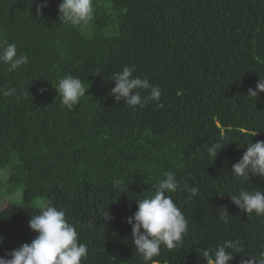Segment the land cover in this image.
Instances as JSON below:
<instances>
[{"label":"trees","instance_id":"obj_1","mask_svg":"<svg viewBox=\"0 0 264 264\" xmlns=\"http://www.w3.org/2000/svg\"><path fill=\"white\" fill-rule=\"evenodd\" d=\"M41 2L0 0V42L28 56L14 72L0 63V90H17L0 95V171L15 160L9 181L23 188L20 204L0 209V257L35 239L31 203L43 198L87 246L81 264H145L126 220L171 171L181 187L169 195L188 230L180 247L161 246L159 264H207L203 251L237 239L243 252L231 264L260 258L264 216L245 214L230 195L264 192L260 177L232 175L247 144L264 141V93L247 96L264 78V0H93V20L78 27L59 22L61 0L36 18ZM125 66L160 86L158 103L140 109L111 96ZM69 74L88 88L71 110L55 90ZM214 143L223 148L213 160Z\"/></svg>","mask_w":264,"mask_h":264},{"label":"clouds","instance_id":"obj_2","mask_svg":"<svg viewBox=\"0 0 264 264\" xmlns=\"http://www.w3.org/2000/svg\"><path fill=\"white\" fill-rule=\"evenodd\" d=\"M48 6L47 0H42L36 7V18L42 16V11ZM58 20L63 25L73 27L88 25L94 16L93 0H61L58 6ZM0 63L7 65L9 72H14L28 63L26 54L17 55V45L0 42ZM135 69L125 66L122 71L112 76L115 86L111 89V96L116 101H123L129 107L138 106L143 109L150 101L158 103L162 92L159 85H153L148 78L134 76ZM61 97L62 105L72 109L77 105L88 88L78 77L65 75L60 78L55 88ZM15 88L0 90V95L12 97L16 94ZM43 94L46 89L41 88ZM147 91L148 95H142ZM258 93H264V78H260L255 90L248 89L249 97H256ZM162 106V104H158ZM258 133H255V136ZM223 148L220 143L212 144L208 149V155L213 158ZM232 175L242 181L249 182L250 176L260 177L264 180V141L247 144V150L241 159L232 166ZM114 187L120 193L126 191L121 188V182H113ZM181 187L174 173L165 174V178L153 185L154 192L151 196L136 200V212L127 218L126 223L131 227L132 243L135 252L139 253L145 264H159L154 259L160 255L161 246L173 250L183 244L184 236L188 230V221L181 209L173 201L170 193ZM184 189L190 196L199 193L196 186L189 187L185 182ZM231 203L245 214H255L257 217L264 216V192L260 190H241L238 194L230 195ZM38 214L31 215L29 229L36 233L35 239L30 244H23L19 249H14L0 257V264H81L88 258V248L79 243L78 232L75 227L65 218V212L57 209L50 202L41 199L37 203ZM218 218L224 224L229 223V213L221 207ZM103 218L110 220L105 211ZM3 237L0 236V244ZM243 252L242 241L227 240L222 245L207 248L203 251V257L207 264H231L234 253ZM244 257V256H243ZM241 264H264V254L260 258L252 257L242 260Z\"/></svg>","mask_w":264,"mask_h":264},{"label":"rangeland","instance_id":"obj_3","mask_svg":"<svg viewBox=\"0 0 264 264\" xmlns=\"http://www.w3.org/2000/svg\"><path fill=\"white\" fill-rule=\"evenodd\" d=\"M15 164V160H10L7 166L0 171V209L9 204H20L22 202V186L9 181V176L14 173ZM41 199L43 198L34 199L31 205L37 207V203Z\"/></svg>","mask_w":264,"mask_h":264}]
</instances>
